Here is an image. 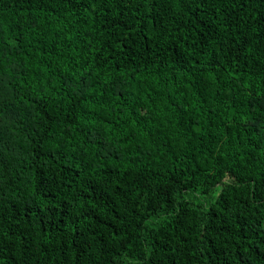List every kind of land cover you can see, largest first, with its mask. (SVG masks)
<instances>
[{
	"label": "trees",
	"instance_id": "16d2710c",
	"mask_svg": "<svg viewBox=\"0 0 264 264\" xmlns=\"http://www.w3.org/2000/svg\"><path fill=\"white\" fill-rule=\"evenodd\" d=\"M0 264H264V0H0Z\"/></svg>",
	"mask_w": 264,
	"mask_h": 264
}]
</instances>
